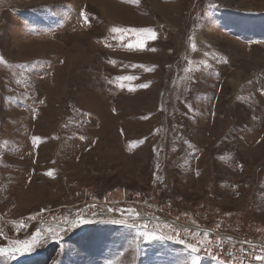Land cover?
Wrapping results in <instances>:
<instances>
[{
    "label": "rangeland",
    "instance_id": "obj_1",
    "mask_svg": "<svg viewBox=\"0 0 264 264\" xmlns=\"http://www.w3.org/2000/svg\"><path fill=\"white\" fill-rule=\"evenodd\" d=\"M208 209L264 240V0H0V264H222Z\"/></svg>",
    "mask_w": 264,
    "mask_h": 264
},
{
    "label": "built area",
    "instance_id": "obj_2",
    "mask_svg": "<svg viewBox=\"0 0 264 264\" xmlns=\"http://www.w3.org/2000/svg\"><path fill=\"white\" fill-rule=\"evenodd\" d=\"M205 213L210 217L212 223L199 230L200 243H195L190 238L186 239L187 248L206 260L222 264H259L255 256H264V240L258 234L251 238V230L246 226L244 235L247 237L236 239L227 231L229 228L239 227V223L235 219L223 218L211 209L206 210ZM202 237L204 239L201 243Z\"/></svg>",
    "mask_w": 264,
    "mask_h": 264
},
{
    "label": "snow or ice",
    "instance_id": "obj_3",
    "mask_svg": "<svg viewBox=\"0 0 264 264\" xmlns=\"http://www.w3.org/2000/svg\"><path fill=\"white\" fill-rule=\"evenodd\" d=\"M80 222H84V221L81 220ZM28 250L30 251L31 249L29 248ZM255 259L259 262V264H264V256H255Z\"/></svg>",
    "mask_w": 264,
    "mask_h": 264
}]
</instances>
